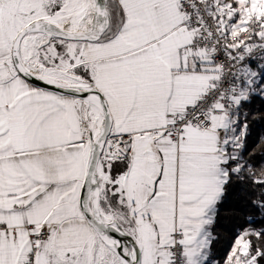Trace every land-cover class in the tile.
Listing matches in <instances>:
<instances>
[{
	"label": "snow or ice",
	"instance_id": "6c2138e0",
	"mask_svg": "<svg viewBox=\"0 0 264 264\" xmlns=\"http://www.w3.org/2000/svg\"><path fill=\"white\" fill-rule=\"evenodd\" d=\"M254 97L264 0H0V264H220Z\"/></svg>",
	"mask_w": 264,
	"mask_h": 264
},
{
	"label": "trees",
	"instance_id": "16d2710c",
	"mask_svg": "<svg viewBox=\"0 0 264 264\" xmlns=\"http://www.w3.org/2000/svg\"><path fill=\"white\" fill-rule=\"evenodd\" d=\"M242 113H247V131L243 139V161L251 165L259 174L264 169V99L254 97L248 102ZM243 121V116L241 117ZM245 178L237 181L233 178L230 185L231 195L226 199L214 226L216 240L213 244V257L223 264L227 253L231 250L235 239L244 228L264 227L259 223L260 216L252 212V202L264 197V187L252 182L247 171ZM252 217L257 223L249 225L246 221ZM264 264V261H261Z\"/></svg>",
	"mask_w": 264,
	"mask_h": 264
},
{
	"label": "water",
	"instance_id": "95a60500",
	"mask_svg": "<svg viewBox=\"0 0 264 264\" xmlns=\"http://www.w3.org/2000/svg\"><path fill=\"white\" fill-rule=\"evenodd\" d=\"M117 238H119V237H117ZM120 239H127V238H120Z\"/></svg>",
	"mask_w": 264,
	"mask_h": 264
}]
</instances>
